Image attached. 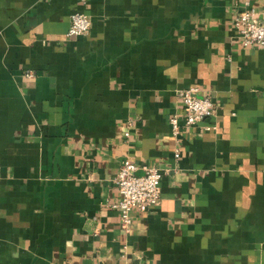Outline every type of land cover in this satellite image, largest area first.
<instances>
[{
	"label": "crops",
	"instance_id": "0c3cea01",
	"mask_svg": "<svg viewBox=\"0 0 264 264\" xmlns=\"http://www.w3.org/2000/svg\"><path fill=\"white\" fill-rule=\"evenodd\" d=\"M243 1L0 0V264H264V46L239 43ZM73 10L90 27L65 36ZM190 85L214 111L173 140ZM124 157L161 171L127 231Z\"/></svg>",
	"mask_w": 264,
	"mask_h": 264
},
{
	"label": "built area",
	"instance_id": "2783aa9c",
	"mask_svg": "<svg viewBox=\"0 0 264 264\" xmlns=\"http://www.w3.org/2000/svg\"><path fill=\"white\" fill-rule=\"evenodd\" d=\"M232 26L241 45L264 46V7L258 12L247 0L243 1L242 8L232 17ZM90 19L86 13L73 10L68 16V24L64 31L65 36H78L88 32ZM180 100L182 117L172 113L168 116L169 135L177 139L180 127L191 126L200 122L202 118L211 116L214 104L209 95L198 94L195 85L186 86L177 90ZM202 129L215 128L214 123L201 124ZM127 130H124V135ZM174 155L176 153L174 152ZM137 164L124 157L120 160L113 176V184L118 193L117 199L110 204L118 211L119 227L127 231L131 222V210L145 211L155 204L160 195L159 179L161 171L152 165H141L142 171L135 173ZM134 264V263H132Z\"/></svg>",
	"mask_w": 264,
	"mask_h": 264
}]
</instances>
